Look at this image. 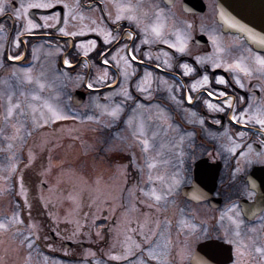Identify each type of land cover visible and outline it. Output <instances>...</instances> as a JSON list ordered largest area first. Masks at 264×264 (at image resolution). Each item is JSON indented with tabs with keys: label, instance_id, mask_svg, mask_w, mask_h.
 Segmentation results:
<instances>
[{
	"label": "flooded vegetation",
	"instance_id": "1",
	"mask_svg": "<svg viewBox=\"0 0 264 264\" xmlns=\"http://www.w3.org/2000/svg\"><path fill=\"white\" fill-rule=\"evenodd\" d=\"M37 2L0 0V38L17 52L47 42L71 62H60L61 95L71 104L74 97L77 103L82 99L73 106L75 111L95 117L91 126L100 122L109 129L110 140L103 144L116 150L102 160L120 172L121 181L113 180L118 189L123 186L119 207L123 212L131 209L138 218L119 222L113 215L105 225L100 221L90 228L89 241L81 237L75 242L62 240L46 224L42 238L27 237L37 250L79 264H125L133 259L140 264L142 259L148 264H191L200 244L216 241L229 249L220 264H239L237 242L248 240L252 251L264 248V130L254 120L241 124L231 119L245 108L251 115L264 105V71L255 60L264 57V15L237 20L232 31L217 18V0H51L50 8H29L27 16L14 14L21 5ZM117 3L134 5L139 23L128 19L127 11L116 20ZM259 6L264 11V0ZM28 19L40 27L25 31ZM156 22L163 24L159 39L150 28L144 31ZM61 28L76 35H66ZM237 62L250 74L236 68ZM104 73L107 78L100 82ZM205 75L208 84H203ZM220 77L225 83L218 82ZM196 82L200 86L193 89ZM89 83L94 87L88 88ZM117 106L113 117L110 112ZM143 131L154 133L148 159L140 139L138 147L135 142L114 141L115 133ZM241 132L244 135H238ZM141 189L171 195L156 202ZM126 196L133 202L127 204ZM33 213L34 209L23 212L28 219ZM144 248L161 259L149 260ZM125 255L126 259L114 258ZM261 258L264 253L251 257L259 262Z\"/></svg>",
	"mask_w": 264,
	"mask_h": 264
},
{
	"label": "rangeland",
	"instance_id": "2",
	"mask_svg": "<svg viewBox=\"0 0 264 264\" xmlns=\"http://www.w3.org/2000/svg\"><path fill=\"white\" fill-rule=\"evenodd\" d=\"M7 44L6 38H0V223L6 225L0 228V264H79L45 255L27 237L42 238L47 224L62 240L85 237L89 241L95 223L105 225L113 215L119 222L138 219L131 209L123 212L119 207L123 186L118 189L113 180L121 181L120 172L101 158L116 149L103 144L110 140L105 124L91 126L95 117L79 116L70 109V99L61 95V49L47 42L33 50L26 47V59L11 63L6 56L20 50L12 51L16 48ZM46 104L62 118H51ZM115 136L114 141L135 142L138 147V136L142 143L153 140L154 133ZM145 153L148 159L152 150L148 147ZM124 199L127 204L133 202L132 196ZM30 209H34L33 217L25 218L23 212ZM235 247L239 264H264V258L261 262L251 259L256 251L248 240Z\"/></svg>",
	"mask_w": 264,
	"mask_h": 264
},
{
	"label": "snow or ice",
	"instance_id": "3",
	"mask_svg": "<svg viewBox=\"0 0 264 264\" xmlns=\"http://www.w3.org/2000/svg\"><path fill=\"white\" fill-rule=\"evenodd\" d=\"M50 7H52L51 0H40V2H37V3H28L26 5H21L20 9H16L14 11V14L17 17H20L22 15L27 16L28 15L27 9H29V8H50ZM116 8H117V12H116V16H115L116 20H120L122 18V16L125 14V11H127L128 12V19L137 20V22L139 23V20H138L137 16L135 15V12H134L135 6L132 5L131 3H128V4H119V3H117L116 4ZM21 9L24 10L23 13L21 12ZM3 10H4L3 4L0 3V12H3ZM39 27H40V25L35 20L28 19L27 23H26L25 31H30L32 29H36V28H39ZM162 27H163L162 23L156 22V23H153V24L145 27L144 31L147 33L149 31V28H150L152 35L155 36L157 39H159V38L162 37ZM60 31L62 33H65L66 35H76V33H74V32H65V29H63V28H61ZM90 31H95V29H90ZM106 42H107V39H106ZM164 42L167 43L168 41L165 40ZM91 43L94 46V42H91ZM173 46H175V45H173ZM179 50L180 51H184V48H183L182 45H181ZM129 55H130L132 60H136L137 59V57L135 55H133L131 53H129ZM13 59H16V57H13ZM255 60H256V63L260 66V70L264 71V57L257 56V57H255ZM64 63L67 65V64H70L71 62L69 60L65 59ZM104 63L107 64L108 61L105 60ZM127 63L128 62L125 61L126 65H127ZM165 63H167V61H165ZM157 67H160V65H157ZM184 67L187 68L186 65ZM229 67H232V65H229ZM235 67L238 68L241 72H244L245 74H250V70L247 67H242L239 62H237L235 64ZM188 71H191V69H188ZM125 75H127V73H125ZM145 75L147 77V76H150L151 73H146ZM25 78L28 79V80L32 79V77L30 75H26ZM106 78H107V73H104L103 75L98 77V80L100 82H103ZM202 80H203V84H208V77L206 75L204 77H202ZM218 82L225 83L224 78L223 77L218 78ZM236 82L240 83L239 79H237ZM145 83H148V81L145 80ZM42 86L43 85H41V87ZM87 86H88V88H93L94 87L93 83H89ZM198 86H200L199 82H196V83H194L192 85L193 89H195ZM241 87H243L242 84H241ZM138 89L140 91H146V89L143 87V85H138ZM122 91H123L125 96L129 95L126 89H122ZM208 95L212 96L213 93L209 92ZM187 100H188V102H191L192 96L188 95L187 96ZM205 103H208L210 108H219L218 104H211L208 101H205ZM225 103H229V101L226 100ZM12 107L13 106H10L8 108V115L9 116L12 115ZM46 107H48L50 112H51V118H54V119H61L62 118L61 115L59 114V112H57L51 105H47L46 104ZM118 109H119V106H117L116 108L112 109L111 112H110V115H112L113 117L117 116L118 115ZM220 110H222V109H220ZM248 112H249V108H245L243 111H241L237 115H233L231 117V119L233 121H236V122L241 123V124H245L247 121L254 120L256 123H258L261 126V129L264 130V105H262L260 107H257V109L254 112H252L251 115H246ZM193 115H195V113H193ZM45 122H47V120ZM201 123H203V120H201ZM217 123H219V121H217ZM134 135H135V133H134ZM238 135L242 136V135H244V133L241 132V133H238ZM137 139H140V137L138 136ZM142 143L144 145L145 150H147V148L149 146V141L147 139H144L142 141ZM150 167H151V165H150ZM140 191L144 192V189H141ZM144 195L148 196L150 198H153L156 202H159L163 198V196L171 195V193L167 192V193H164L163 196H162L160 193H158L157 191H155L153 189V190H151L149 192H144ZM233 207H235V205H233ZM236 223L238 224L239 221H237ZM3 227H6V225H4L3 223H0V228H3ZM144 227H145L144 225H141V228H144ZM193 227H195V226H193ZM151 234L152 235H156L155 232H152ZM136 247L137 248H141V245L140 244H136ZM142 251L147 253V256H148L149 260H160L161 259L159 256L155 255L152 251H150L147 248L142 249ZM255 251L258 252V253H264V248H261V247L257 246L255 248ZM130 254H131V251L129 250L126 255H130ZM126 255L125 256H115L114 258L115 259H126ZM206 255L208 256V259L204 261V264H211V260L214 258V249H212L211 246H209V250L206 253ZM141 264H148V260H143L142 259L141 260Z\"/></svg>",
	"mask_w": 264,
	"mask_h": 264
},
{
	"label": "water",
	"instance_id": "4",
	"mask_svg": "<svg viewBox=\"0 0 264 264\" xmlns=\"http://www.w3.org/2000/svg\"><path fill=\"white\" fill-rule=\"evenodd\" d=\"M260 3L261 0H217L218 20L224 28L234 31V25L237 20L251 21L256 20L255 17L259 15H264V11L259 9ZM248 36L251 39L252 35ZM209 246L214 249V258L211 260V264H220L223 261L221 257L229 253L228 246L222 243L216 241L206 242L198 246L191 259V264H204V261L208 259L206 253L209 250Z\"/></svg>",
	"mask_w": 264,
	"mask_h": 264
}]
</instances>
